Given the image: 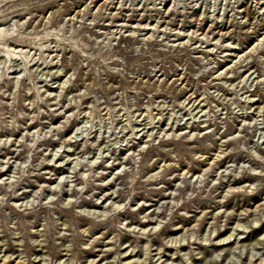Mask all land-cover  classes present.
<instances>
[{
    "label": "rangeland",
    "instance_id": "obj_1",
    "mask_svg": "<svg viewBox=\"0 0 264 264\" xmlns=\"http://www.w3.org/2000/svg\"><path fill=\"white\" fill-rule=\"evenodd\" d=\"M0 264H264V0H0Z\"/></svg>",
    "mask_w": 264,
    "mask_h": 264
}]
</instances>
